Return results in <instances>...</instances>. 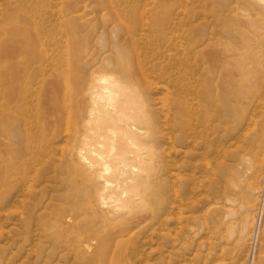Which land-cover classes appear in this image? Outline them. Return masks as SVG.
<instances>
[{"label":"rangeland","instance_id":"1","mask_svg":"<svg viewBox=\"0 0 264 264\" xmlns=\"http://www.w3.org/2000/svg\"><path fill=\"white\" fill-rule=\"evenodd\" d=\"M230 1L0 0V56L34 35L19 77L0 65V264H264V157L250 164L230 110L201 139V25ZM248 1L263 30L264 0ZM131 69L154 146L151 215L109 236L124 196L98 207L73 166L74 103L91 71L130 85Z\"/></svg>","mask_w":264,"mask_h":264},{"label":"bare ground","instance_id":"2","mask_svg":"<svg viewBox=\"0 0 264 264\" xmlns=\"http://www.w3.org/2000/svg\"><path fill=\"white\" fill-rule=\"evenodd\" d=\"M251 10L252 3L248 0H231L229 3L220 4L217 11L203 16L201 139L209 135L208 131L215 124L224 126L227 111H232L236 119V130H239L238 141L244 146L245 154L250 157V164L255 167L264 157V37L258 36L264 29L257 26L255 21L247 20L253 16ZM57 16V27L71 19L64 20L66 14ZM251 24L256 30L252 29ZM28 43L25 48L17 44L13 47L6 45V53L0 56L2 68L9 70L14 66L15 76H18L21 65L32 59V53H27L33 48L34 35L29 36ZM134 59L132 61L136 62L137 59ZM176 60L178 61L177 57ZM138 72L131 69L130 75L134 80L129 85L125 81L119 82L121 79L118 80L117 76L112 79L113 76L110 78L96 70L91 71L87 83L79 86L74 103L75 130L80 134L77 136L74 132L71 136L73 145L70 156L74 160L73 166L79 173L83 171L90 193H93L91 197L98 207H111L113 210H120L123 206L126 208L118 215L119 222L113 226L117 228L116 233L107 232L109 236L130 235L133 224L140 219V215H137L141 208L146 207L141 211L142 214L146 213L143 215L146 218L150 214L149 207L152 203L151 198L146 197V182L147 174L151 170L148 163L153 158L154 146L151 134L140 126V123H145L143 121H148L147 113L142 108L143 103L139 99L134 100L142 90L136 80ZM13 82L9 76L5 88L14 89L15 86H11ZM23 149L27 150L25 144ZM111 191H118L119 196H124L123 206L110 205L113 199ZM97 213L99 214L98 211ZM102 217L104 222L105 213L101 214L100 218Z\"/></svg>","mask_w":264,"mask_h":264}]
</instances>
